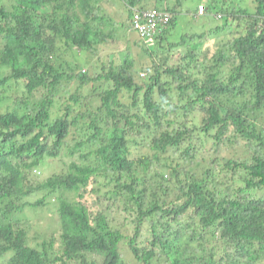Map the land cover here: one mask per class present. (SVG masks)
Listing matches in <instances>:
<instances>
[{
	"label": "trees",
	"instance_id": "1",
	"mask_svg": "<svg viewBox=\"0 0 264 264\" xmlns=\"http://www.w3.org/2000/svg\"><path fill=\"white\" fill-rule=\"evenodd\" d=\"M2 1L0 264H128L124 251L134 264H264V0H204L202 15L220 12L222 23L187 34L194 46L170 42V27L158 26L154 44H141L151 60L144 76L130 48L103 59L98 46L128 36L131 8H167L172 26L183 0H117L125 21L106 12L111 0ZM90 82L108 83L98 104L81 102ZM72 128L85 137L69 136ZM66 139L78 153L68 171L32 182ZM144 142L151 150L138 155ZM103 177L125 216L66 200ZM47 198L59 201L58 244L53 234L31 236L22 219Z\"/></svg>",
	"mask_w": 264,
	"mask_h": 264
},
{
	"label": "rangeland",
	"instance_id": "2",
	"mask_svg": "<svg viewBox=\"0 0 264 264\" xmlns=\"http://www.w3.org/2000/svg\"><path fill=\"white\" fill-rule=\"evenodd\" d=\"M113 3V5L106 7V12L109 13L111 16L114 17L115 20H122L125 21L126 20V12L123 11L120 14V11H122V6L120 4V2H118L117 0H111ZM202 3L204 0H183L182 1V5L183 7H181L180 12L177 13L176 18L174 19V23L171 26V24L168 26L170 27L169 32L167 33V38L170 42H179L180 40L184 39V42L182 45L189 47V43L194 46L193 41H189V43H187L186 41H188V37L187 34H191L193 32H206V34H209L210 32V27L211 26H215V25H220L221 19H220V12L214 11L211 14H205V15H200L199 17H191V15H189L190 13H192L193 11H195L194 9L197 8L198 3ZM222 2V0H219ZM231 0H228V3ZM233 3L234 2H238L239 0H232ZM2 2H6L7 0H3ZM250 1H248L249 4ZM149 3V2H148ZM205 4V2H203ZM239 4L241 6L242 5V0L239 1ZM110 5V4H109ZM191 11V12H189ZM195 13V12H194ZM213 26V27H214ZM213 27L211 28L213 31ZM127 33L128 36L126 35V37L124 36L123 31L119 33V37L115 40H113L112 44L108 43H104V44H100L98 46V54L100 55L101 58L105 59L108 54H114V56L117 58L119 57V55H122L124 52V49H126V47L130 48L133 52V57L136 61V63H138L139 66H141V70H140V75H142L141 73H143L142 76H144L146 74V70L143 69L142 67L144 66V61L145 60L147 62V65H150L151 60L147 57V55L144 52V49L141 46V42H139L138 37L136 36V32L134 30H132L130 27L127 29ZM205 34V35H206ZM204 35V36H205ZM218 37H220L222 40H226L225 36H227V34L220 32V35H217ZM206 39V37H203L200 41L204 42ZM214 37L213 39L209 42H206L204 44V47H206L207 45H212V43L214 42ZM203 44V43H202ZM180 49H174L172 52L174 54L173 56V60H177L178 56H180L179 54ZM95 76V73H94ZM136 80L138 81L139 84H144V80L136 78ZM101 82H97V84H99ZM72 85V84H71ZM108 83H104L102 86H100L98 89L97 87L93 84V82H90L87 86H83L81 88V93L84 95L81 102H91L92 104H98V100H99V95L98 92L102 91V89L104 87H107ZM92 87H96L97 91H91ZM120 101L126 105L128 103H130L131 99H130V93H124L123 95L120 94ZM82 104V103H81ZM84 105V104H82ZM2 109V108H1ZM84 109V108H83ZM198 113H193L188 117V124L191 125L193 123H196L199 118L197 117ZM109 121H111V118H108ZM114 121V120H113ZM124 121V120H123ZM113 123L108 126V127H113ZM85 131L83 130H75L74 128H72V133L69 136L72 135H77L81 138L85 137ZM68 136V137H69ZM73 140L72 139H66V143L67 145H65L62 150H61V154L59 157H55V158H49L46 157L45 161L43 162V164L41 163L39 166V168L34 169L32 172V174L30 175V178L32 180V182H36L38 180H45L47 177H49L51 175L52 172H56L57 174H64L66 173L68 170L66 168L67 164L74 160L75 158H77V154H75L74 156H70V154L68 153V146H72L73 145ZM194 142H198L197 139L194 140ZM213 145H212V140L209 139L207 140V144L205 149L202 150V153L204 156H208L211 154V151H213ZM139 149V154L142 153H146L148 151H150V144L144 142L143 145H140L138 147ZM209 149V150H208ZM197 167H200L198 164H192L191 167H189V169H195ZM35 172L38 173L37 177L35 175ZM95 187H99V192L95 191ZM113 189V183L112 182H107V180L103 177V178H99V182H97V184H93L92 179L89 178V181L84 185V186H79L77 188H74L72 190H70V192L66 193L65 195L68 197L66 198V200H70V201H80V202H84L85 206L87 207V209L90 212H94L96 210L102 209L104 207H106V205H109L112 209V214L114 216H116V214L121 215L122 217L125 216V212L120 211L115 204H113L112 200H109L107 195L111 196V191ZM38 195L34 196L32 199H35L36 197H39L40 194L37 193ZM81 194V196H80ZM105 194V195H104ZM97 197H99L100 202H98ZM159 197L163 198V194L159 193ZM51 202L53 204H48L47 202ZM59 204V201L56 200V202L54 203V200H51L49 198H47L45 200V204L42 207L41 210H35L33 208H25L22 209V219L23 221L26 220V218L28 217L30 220L31 225L33 226V230H31V236L32 235H40L41 239L42 238H47L50 236V234L55 235V237H53L56 240V244H58L59 242V228H55L56 226V205ZM55 225V226H54ZM124 260L128 263V264H134V260L132 259L131 255L128 254L126 251H124Z\"/></svg>",
	"mask_w": 264,
	"mask_h": 264
},
{
	"label": "built area",
	"instance_id": "3",
	"mask_svg": "<svg viewBox=\"0 0 264 264\" xmlns=\"http://www.w3.org/2000/svg\"><path fill=\"white\" fill-rule=\"evenodd\" d=\"M204 10V5L199 6V12ZM158 12L155 9L147 11H133V29L138 32L141 38L148 42H152L154 34L156 33V27L161 21L157 18Z\"/></svg>",
	"mask_w": 264,
	"mask_h": 264
},
{
	"label": "clouds",
	"instance_id": "4",
	"mask_svg": "<svg viewBox=\"0 0 264 264\" xmlns=\"http://www.w3.org/2000/svg\"><path fill=\"white\" fill-rule=\"evenodd\" d=\"M200 5H204V3H200L198 6H197V10H196V12H195V15L196 16H200V15H202L203 14V12L205 11V9H206V7H205V5H204V10L202 11V12H199V6ZM132 9V26H133V11H134V7L133 8H131ZM150 9H155L157 12H158V14H157V18L159 19V20H161V21H165V22H160L159 24H158V26H162V27H168L169 26V22H170V20L172 19V17L174 16V14L169 10V9H167V8H165V9H158V8H154L153 6L152 7H150V6H145L144 8H143V10L142 11H147V10H150ZM157 26V27H158ZM156 27V28H157ZM133 28V27H132ZM169 28V27H168ZM134 30V29H133ZM139 35V34H138ZM155 35V34H154ZM138 38L139 39H141V40H139V41H141V44H148V45H150V46H152V44H154V38H153V41L152 42H148V41H146V40H144L143 38H141L140 36H138ZM142 75H143V73H141Z\"/></svg>",
	"mask_w": 264,
	"mask_h": 264
}]
</instances>
